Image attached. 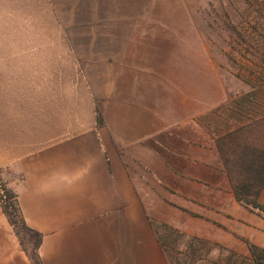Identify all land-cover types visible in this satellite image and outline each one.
I'll use <instances>...</instances> for the list:
<instances>
[{"label": "crops", "instance_id": "1", "mask_svg": "<svg viewBox=\"0 0 264 264\" xmlns=\"http://www.w3.org/2000/svg\"><path fill=\"white\" fill-rule=\"evenodd\" d=\"M79 2L0 0V177L42 263L171 264L157 223L264 249V214L234 198L199 120L226 91L189 8L73 56ZM0 264H32L1 206Z\"/></svg>", "mask_w": 264, "mask_h": 264}, {"label": "rangeland", "instance_id": "2", "mask_svg": "<svg viewBox=\"0 0 264 264\" xmlns=\"http://www.w3.org/2000/svg\"><path fill=\"white\" fill-rule=\"evenodd\" d=\"M57 5L58 10L64 6L59 1ZM85 5L86 0L79 2L72 21H66L67 26H73L66 32L67 36L72 33L73 56H112L113 36L122 34L128 23L138 32L163 29L167 18L175 15L170 11L186 5L216 65L226 98L247 88L236 77L239 68H264V0H88L87 14ZM64 15L60 13V17ZM169 226L183 234L159 228L160 235L165 236L171 264H213L228 255L226 250L210 244L198 245L192 239L195 235ZM195 237L248 255L220 242Z\"/></svg>", "mask_w": 264, "mask_h": 264}, {"label": "trees", "instance_id": "3", "mask_svg": "<svg viewBox=\"0 0 264 264\" xmlns=\"http://www.w3.org/2000/svg\"><path fill=\"white\" fill-rule=\"evenodd\" d=\"M236 77L247 88L228 95L223 103L199 120L214 139L234 198L250 210L264 213V205L258 201L264 188V68H239ZM97 118L100 123L99 114ZM0 206L32 264H43L38 254L42 234L26 224L16 194L1 177ZM155 226L161 244L167 249L165 236L160 235L159 228L169 233L179 232L164 223ZM179 234L183 236L181 232ZM192 239L198 245L210 244L228 252L225 258L213 264L264 263V249L251 243H248L249 254L243 256L219 244L195 236Z\"/></svg>", "mask_w": 264, "mask_h": 264}]
</instances>
